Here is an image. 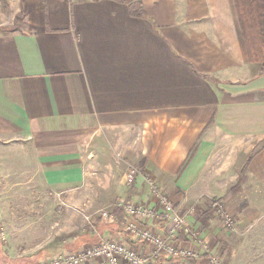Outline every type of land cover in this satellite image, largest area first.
Instances as JSON below:
<instances>
[{"label": "crops", "instance_id": "1", "mask_svg": "<svg viewBox=\"0 0 264 264\" xmlns=\"http://www.w3.org/2000/svg\"><path fill=\"white\" fill-rule=\"evenodd\" d=\"M139 1L143 15L116 0H25L20 29L0 28V264L128 240L120 197L155 206L142 175L128 186L96 169L89 144L151 175L210 253L227 245L223 264H264V68L248 60L234 0ZM47 193L57 199L38 203ZM215 202L236 221L231 237ZM57 206L113 218L85 211L75 237L49 231L48 211L18 210ZM39 218L48 224L34 232ZM46 238L52 248H33ZM196 250L166 264H203Z\"/></svg>", "mask_w": 264, "mask_h": 264}, {"label": "built area", "instance_id": "2", "mask_svg": "<svg viewBox=\"0 0 264 264\" xmlns=\"http://www.w3.org/2000/svg\"><path fill=\"white\" fill-rule=\"evenodd\" d=\"M140 175L157 200L154 207L135 203L127 198L118 200L117 206L122 208L126 219L125 232L128 240L119 235L104 237L77 250L56 252L36 264H85L90 260H97L99 264H121L122 261L128 264H148L151 259H155L158 264H166L167 261L199 257L197 246H201L205 254L209 253L205 257L209 264H219L218 257L210 253L206 243L198 238L185 217L179 214L173 203L160 192L151 175L144 174L139 167L129 165L124 176L125 183L132 185ZM213 206V212L222 218V226L228 231H233L234 218L225 212L221 203L215 202ZM100 217L106 221L113 218L108 210L102 211ZM154 222L161 223L163 232L156 231L151 226ZM180 233L186 239L182 238ZM145 246L151 251L152 257L144 256L142 250Z\"/></svg>", "mask_w": 264, "mask_h": 264}, {"label": "rangeland", "instance_id": "3", "mask_svg": "<svg viewBox=\"0 0 264 264\" xmlns=\"http://www.w3.org/2000/svg\"><path fill=\"white\" fill-rule=\"evenodd\" d=\"M23 5H24L23 0H0V28H11L12 30L15 28L20 29L21 23H22L21 8ZM92 150H95L97 153L96 157L98 160L97 161L95 160L97 165L94 166V167H96V169L102 170V169H105L106 167H113L117 171L116 180H119L122 177V179L125 181L124 176H125V173L127 171L128 166L133 165L135 163H133L129 159H125L124 156H122V155L118 156L117 152H115L111 156H109L108 154L106 155L104 153V151H100L93 144H89L87 152H91ZM22 194L24 195L25 193L22 192ZM34 196H35V199L38 201V203L45 201V200H47V202H53L55 199H57L55 194H50V193H47L46 198H41L39 195L37 197V195H35V194H34ZM122 198H125V197H120V199H122ZM22 199H28V198L25 197V195H24ZM106 208L107 207H104V208L99 207L96 209L82 210V208L68 209V208H63V207L61 208V207L57 206V207H53V208L50 207L48 209L40 208V207H33V208H20L18 210L24 214V217L26 214L24 212H27V211H34L37 213V214H35L37 216H40L41 214H45L48 211L50 214L49 217L51 218V221H50L51 223H50V225H48V227H50L49 231L50 230L53 231L54 229L60 230L62 228L68 234L72 233L71 231H75V233H73V234H75V237H76L77 235L82 233L83 230L85 229V227L87 226L86 225L87 220L85 218H83V216H82V214L85 211L87 212V214L91 213L95 216L96 215L99 216L102 211L106 210ZM223 209L225 210L224 207H223ZM6 210H12V209L8 208ZM225 212H226V210H225ZM212 214L218 220V215L217 214L215 215L214 213H212ZM26 216L30 217L32 215L26 214ZM45 221L47 222V220H45ZM46 222H44V220L42 222V220L39 218V220L36 222V224H30L28 226H30V227L33 226L34 230L33 229L32 230L34 232H36V230L38 229L37 227H39V226L46 227V225L48 224ZM221 227L231 237L232 234L234 232H236V221H235V228L233 231L232 230L231 231L226 230L222 226V224H221ZM27 230H29V229L27 228ZM73 234H70L69 236H71ZM51 235L52 234H49V236H51ZM71 239L72 238H69V239L66 238L64 240V243L68 244L71 241ZM96 239H92L91 241L96 240ZM34 242L35 243H32L34 249L44 248L45 250H47V247L49 246L50 248H52L51 245L53 243H55L56 241H53V238H46V239H43V240L40 239L39 241H34ZM53 250L60 251L62 249L57 248V249H53ZM211 254L218 257L219 264L223 263V255L224 254L227 258H230V259L232 258L231 253L229 254V249H228L227 245L224 246L223 244L222 245L219 244L217 250H214L213 253L211 252ZM203 264H209L208 260L205 259Z\"/></svg>", "mask_w": 264, "mask_h": 264}, {"label": "trees", "instance_id": "4", "mask_svg": "<svg viewBox=\"0 0 264 264\" xmlns=\"http://www.w3.org/2000/svg\"><path fill=\"white\" fill-rule=\"evenodd\" d=\"M116 1L128 3L132 12L137 15H143L142 4L139 0ZM234 3L248 60L252 63H258L264 68V0H234ZM194 149H192V152ZM189 158L188 156L180 171L188 163ZM247 165L248 162L242 168L235 187H240L245 181L248 174Z\"/></svg>", "mask_w": 264, "mask_h": 264}]
</instances>
